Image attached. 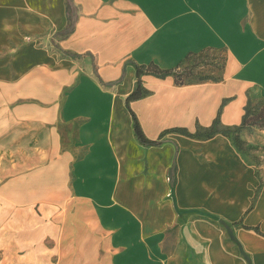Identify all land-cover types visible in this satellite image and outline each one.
<instances>
[{"label": "crops", "instance_id": "1", "mask_svg": "<svg viewBox=\"0 0 264 264\" xmlns=\"http://www.w3.org/2000/svg\"><path fill=\"white\" fill-rule=\"evenodd\" d=\"M73 3L75 30L61 37L66 0H0L5 187L18 152L20 197L51 207L68 264H264L263 177L223 135L142 145L126 105L135 66L173 42L228 44L225 82L176 87L146 75L151 94L130 107L152 140L195 134L220 110L224 126H239L248 92L264 99V0Z\"/></svg>", "mask_w": 264, "mask_h": 264}, {"label": "rangeland", "instance_id": "2", "mask_svg": "<svg viewBox=\"0 0 264 264\" xmlns=\"http://www.w3.org/2000/svg\"><path fill=\"white\" fill-rule=\"evenodd\" d=\"M124 10L126 11V9ZM238 27L241 32L245 31L247 23L242 22L238 24ZM210 48L215 51L206 52L198 61L192 58L186 64L189 68L195 67L196 69L194 76L186 80L184 86L221 84L228 78L229 64L231 63L228 44L223 46L206 45L198 50H189L179 47L173 42L171 52L157 56L154 64L159 66L158 63L161 62L168 66L167 68L161 67L162 69H174L189 53H200ZM225 60H227L226 66L223 69ZM197 62L198 65H196ZM238 67L242 68V65H238ZM208 75L220 77L223 80L219 83L200 81L202 77ZM169 78L175 85V78L173 76ZM251 95L253 104H257L260 101L258 89H254ZM242 139L256 147L257 151L253 153V156L257 157L259 165L254 168L257 174L264 179V131L253 128L250 133L244 132ZM18 161L19 153L13 152L10 187H5V184L10 182H5L2 177L3 165H0V264H68L61 261V259H66V256L63 257V253L67 251V246L63 244L66 242L64 240L66 234L62 229L58 231L59 223L57 220H53L51 207L45 209L37 205L35 199L20 197L21 183L18 177L20 167L15 165ZM58 234H60L59 239Z\"/></svg>", "mask_w": 264, "mask_h": 264}, {"label": "trees", "instance_id": "3", "mask_svg": "<svg viewBox=\"0 0 264 264\" xmlns=\"http://www.w3.org/2000/svg\"><path fill=\"white\" fill-rule=\"evenodd\" d=\"M67 7V19L68 25L67 27L60 33L61 37H66L74 32L76 22H77V8L75 7L73 0H66ZM215 51V49H207L203 50L200 53H189L186 58L181 61L174 69H161L154 63H150L149 65H141L135 66L136 69V77L137 84L135 91L128 96L126 99V105L130 110V113L133 118L134 123V133L137 140L144 146L154 147L160 146L164 143V136L169 133H178L190 138L199 139V140H209L211 138L216 137L217 135H223L229 138L233 147L237 150V152L243 157V159L252 167L257 168L259 165V160L256 156H253V153L257 151L256 147L250 145L247 141L242 139V134L244 132H249L253 128H259L264 131V99H260L257 104H253L251 91L248 92V102L245 106V113L242 118V123L239 126H224L221 123V110L219 111L217 117L215 118L213 124L210 127L204 128L199 126L197 128V132L192 134L188 131L187 128H178L172 131L166 132L162 135V137L158 140H152L147 137L145 134L141 123L139 121L136 113L131 109L130 105L133 102H137L142 100L150 95V91L147 90L143 86L142 78L146 75H152L161 79H166L167 77L173 76L175 78L176 86H184L186 84V80L192 78L194 76L195 67H188L186 64L194 58L195 60H199L204 56L206 52ZM226 61L224 62V67L226 66ZM199 63L197 62L196 65ZM195 65V66H196ZM223 80V78L215 77L212 75L204 76L200 79V81H209L213 83H219ZM227 100L224 101V103ZM171 181H174L171 179ZM211 217L209 215H206ZM215 220L219 221L215 218Z\"/></svg>", "mask_w": 264, "mask_h": 264}, {"label": "bare ground", "instance_id": "4", "mask_svg": "<svg viewBox=\"0 0 264 264\" xmlns=\"http://www.w3.org/2000/svg\"><path fill=\"white\" fill-rule=\"evenodd\" d=\"M146 1V0H145ZM148 1V0H147ZM152 1V0H151ZM223 1V0H222ZM192 3V2H191ZM196 3V2H195ZM141 5V4H140ZM210 8V7H209ZM193 20V19H192ZM193 23V22H192ZM194 24V23H193ZM197 24V23H196ZM194 24V26L196 25ZM205 24V23H204ZM215 25V24H214ZM193 28V27H192ZM195 28V27H194ZM187 30V29H186ZM195 31L197 32V30L195 29ZM206 33V32H205ZM132 34V33H131ZM186 40V39H185ZM191 43V42H190ZM192 46V45H191ZM193 47V46H192Z\"/></svg>", "mask_w": 264, "mask_h": 264}, {"label": "built area", "instance_id": "5", "mask_svg": "<svg viewBox=\"0 0 264 264\" xmlns=\"http://www.w3.org/2000/svg\"><path fill=\"white\" fill-rule=\"evenodd\" d=\"M170 180V179H169Z\"/></svg>", "mask_w": 264, "mask_h": 264}]
</instances>
